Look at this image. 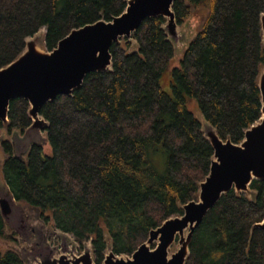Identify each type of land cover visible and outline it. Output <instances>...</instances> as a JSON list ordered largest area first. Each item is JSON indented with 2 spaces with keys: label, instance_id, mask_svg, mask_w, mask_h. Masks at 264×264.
Returning a JSON list of instances; mask_svg holds the SVG:
<instances>
[{
  "label": "trees",
  "instance_id": "trees-1",
  "mask_svg": "<svg viewBox=\"0 0 264 264\" xmlns=\"http://www.w3.org/2000/svg\"><path fill=\"white\" fill-rule=\"evenodd\" d=\"M125 0H0V69L41 29L53 51L72 30L112 21ZM177 25L195 14L197 33L170 68L174 47L162 17L145 19L123 44L110 48L111 70L89 73L79 90L46 103L39 115L50 154L32 145L25 160L4 140L2 176L17 203L38 213L101 264L110 238L115 255L130 256L181 206L196 200L213 150L187 108L194 102L218 137L239 144L261 117L257 79L264 66L260 17L264 0H185L172 6ZM168 78L170 93L161 86ZM29 104L10 101L4 128L23 134ZM165 157L164 170L153 166ZM162 159V157H161ZM252 199L222 195L194 232L185 264H264V181H252ZM0 216V238H5ZM0 264H24L12 250Z\"/></svg>",
  "mask_w": 264,
  "mask_h": 264
},
{
  "label": "water",
  "instance_id": "water-1",
  "mask_svg": "<svg viewBox=\"0 0 264 264\" xmlns=\"http://www.w3.org/2000/svg\"><path fill=\"white\" fill-rule=\"evenodd\" d=\"M175 1L185 0H125L126 8L120 16L110 22L100 20L72 30L51 52L45 50L43 29L26 39L22 54L11 64L0 69V123L4 127L8 125L9 103L14 99L28 102V116L32 122L23 133L25 148L22 151L18 150L13 141L17 137L16 134L20 133L12 132L14 138L9 142L12 144L14 156L25 160L32 145L44 147L40 137L38 138L42 133L45 134L44 131L48 127V123L39 115L42 107L60 95L71 96L80 89L89 73L110 71L111 46L120 44V39L128 38L133 48L134 40L130 39L131 35L145 19L162 17L166 20L162 29L174 47L175 58L176 44L182 40V32L179 29L181 25H177L172 10ZM260 24L264 47V12L260 17ZM40 32L43 34H39ZM185 33L187 38L182 41L185 47L181 57L192 40L186 30ZM40 37H43L42 40ZM42 45L44 51L40 50ZM257 85L260 91L261 117L244 131L241 143L233 144L229 139L221 140L215 129L202 116L201 119L197 118L202 133L213 150L209 172L198 185L197 199L181 206V216L170 217L151 230L147 240L130 256L115 255L111 249L110 238L106 235L107 248L101 264H185L190 254L194 232L222 195L234 191L236 194L245 193L248 199L254 198L256 192L250 190V184L254 180L264 181V66L260 70ZM44 138L46 140V134ZM4 140L7 139L0 136V145ZM3 159L0 161V216L5 224H9L16 204L22 203L15 201L3 180ZM254 228L264 233V218L252 227ZM175 241L178 249L169 255L168 250ZM41 242L42 248L34 254L28 252L27 260L17 250H7L16 252L24 264H94L91 245H87L90 242L84 245V251L79 255L75 253L74 247L77 244L74 241L73 249L61 244L58 256L45 244L46 240L42 239ZM152 244L155 246L151 249Z\"/></svg>",
  "mask_w": 264,
  "mask_h": 264
},
{
  "label": "rangeland",
  "instance_id": "rangeland-1",
  "mask_svg": "<svg viewBox=\"0 0 264 264\" xmlns=\"http://www.w3.org/2000/svg\"><path fill=\"white\" fill-rule=\"evenodd\" d=\"M198 28H199V20L195 14H192L188 19L184 21L183 26L181 25L179 27L180 31L182 32L181 33L182 40L178 44H176V56L172 60L170 68L174 67L178 63L177 61L181 57V54L185 47V44L182 42L185 41V39L187 38L185 30L188 33V37L193 38ZM39 34H43V32H40ZM42 38L43 37H40L39 39L42 40ZM121 43L123 44V41ZM40 50L44 51L43 45L40 46ZM131 50H133V48H131ZM166 75L168 74L165 73L161 78V86L165 92L171 94L168 84V78L165 77ZM187 108L194 114L196 118L201 119V115L193 101L187 104ZM0 136L4 137L9 141L13 140L14 138L13 134L12 133L7 134L5 129H0ZM16 136L17 137L14 138L13 141L17 144L18 150L22 151L23 148H25V143L23 142V137H22L23 134L17 133ZM39 137L44 144L43 153L47 155L50 154V150L44 138L45 134L42 133L41 136H38V138ZM1 152L2 151H0V161L2 160V158H4L3 153ZM164 162H165L164 156H160V155L153 156L152 163L155 169L157 170V172L159 173L163 172ZM5 234H6L5 238H0V252H4L7 249L17 250L19 254L22 257H24L26 260L29 258L28 252L31 251V254L32 253L34 254L35 251H38L39 249L42 248V242H41L42 239L46 240L45 244L56 252L55 256L59 255L61 244H64L68 249H73L72 246L73 241L71 239V236H67V237L62 236L60 231L54 229L51 223L49 224L43 223V221L40 218H38V213L28 208L24 204H16L13 218L11 219L9 224H5ZM60 237H64L65 239ZM36 243H38V245H36ZM87 245L88 247H90V244ZM154 246L155 245L152 244L150 245V248L152 249L154 248ZM74 248L76 255H79L84 251V249H82V247H79L78 245L75 246ZM177 249H178V244L177 241H175L168 250V254L169 255L172 254ZM28 264H33V263L29 262Z\"/></svg>",
  "mask_w": 264,
  "mask_h": 264
}]
</instances>
